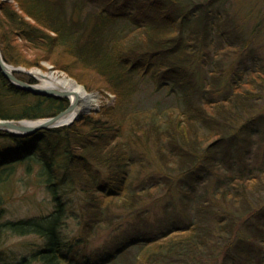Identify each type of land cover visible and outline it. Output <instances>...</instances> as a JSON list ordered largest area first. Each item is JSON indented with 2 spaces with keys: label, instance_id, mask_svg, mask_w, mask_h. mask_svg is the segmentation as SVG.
Segmentation results:
<instances>
[{
  "label": "trees",
  "instance_id": "1",
  "mask_svg": "<svg viewBox=\"0 0 264 264\" xmlns=\"http://www.w3.org/2000/svg\"><path fill=\"white\" fill-rule=\"evenodd\" d=\"M220 1L0 0V51L8 64L44 69L45 61L88 90L98 87L116 98L113 105L68 126L24 136L0 132V264L114 261L117 257L108 256L92 262L64 239L67 220L78 210L69 200L78 193L86 196L80 201H85L82 213L89 209L102 215L116 201L128 209L127 248H139L133 264H264V207L254 210L249 197L264 181V169L258 175L239 169L226 183L222 180L226 186L214 196L229 207L221 205L218 215L214 197L202 195L201 202L193 197L197 184L222 168L219 161L232 166V161L244 160L251 153L252 135L264 131V114L236 125L258 101L260 85L264 87L261 71H251L245 82L237 72L231 81L225 79L226 91L216 88L224 78L217 68L208 78L202 75L200 67L207 65L210 51L215 58L221 53L212 47L214 35L226 37L228 44L232 36L241 37V32L224 31L215 23L212 7ZM143 83L156 92L177 93L184 106L129 109ZM216 91L221 93L214 97ZM69 106L67 98L19 89L0 71V120H45ZM21 183L44 188L52 198V212L3 220ZM232 186L235 191L226 188ZM174 190L181 193L185 211L197 219L185 228L155 233L153 227L163 217L149 220V208L139 203L155 194L161 202ZM212 214L218 230L204 224ZM235 227L254 236L244 239ZM31 235L43 240L42 248L28 254L4 248L11 238Z\"/></svg>",
  "mask_w": 264,
  "mask_h": 264
},
{
  "label": "rangeland",
  "instance_id": "2",
  "mask_svg": "<svg viewBox=\"0 0 264 264\" xmlns=\"http://www.w3.org/2000/svg\"><path fill=\"white\" fill-rule=\"evenodd\" d=\"M87 8H91L92 10L93 6L89 5ZM212 11L215 16V23H221L220 26L222 30L227 31L233 29L237 33L241 32V37L236 38L232 36L231 39L233 40L231 41L233 43H229L231 44L229 45L226 37L224 38L223 36L221 40V37L214 35V46L212 47L221 49V53L215 58L214 51H210V58H208L207 65L200 67L202 69V75L208 78L209 71L217 68L222 72L224 78L222 77L220 84L216 88L219 87L220 90L226 91L225 79L231 81L237 72L243 76L242 81L244 82L251 71L259 70L261 74H264V0H222L212 7ZM228 38L230 39V37ZM41 65L44 69L40 67H33L31 69L37 70L44 75L53 72L58 76L67 77L75 81L77 85L83 87L88 93L97 94L99 96L98 102L91 109L84 111L83 116L91 115L101 108L115 103L116 98L111 93L104 92L103 89L100 90L98 87L97 89L88 90L85 85L80 84L66 72L55 69L45 61L42 62ZM21 75L30 78L28 75ZM89 80L92 82L94 79L91 78ZM36 83L44 85L42 79L37 80ZM260 86L262 89L259 90V92L257 91L259 96H257L258 101L254 103V108L250 113L244 114V117L239 118L236 125H241L250 115L258 116L264 114V87L262 85ZM220 93L221 92L216 91L213 96L217 97ZM178 94L180 97L182 96L181 92H178ZM176 95L177 93L168 92L167 89L156 92L149 83H143L139 92L129 104V109L137 111H148L151 109L163 110L168 107L177 106L179 104L178 102L184 106V102L178 100ZM251 147V153L246 155L244 160L232 161V166H230L227 161H219L222 168L220 166L215 170L216 175L211 178L204 177L203 182L197 184V192L195 191L193 193L194 202L199 200L201 202L202 199L200 198L202 195L205 196L208 194V198L214 197V214L218 215L217 210L220 211V208L224 207L228 209L229 205L225 203V201H222V199L214 196V193L215 191L219 192V189L223 190L226 185H221L223 182L222 180H224L223 184L226 183L225 179L229 176L236 175L237 172L240 173L239 169H244L245 172L248 173V168H250L254 175H258L264 169L263 130H259V132L252 135ZM150 154L151 157H153L152 159L156 161L157 156L154 149L153 153L150 152ZM146 166H148V162H146ZM146 171L150 172V169L148 168ZM205 188L208 192H206ZM226 188L230 191H235L233 186ZM156 196H159V194L145 197L139 203V207L149 208V220L154 222L156 219L163 217L162 220L155 223L153 227L155 233L167 231L174 227L185 228L192 220L197 219L195 213L189 212L188 210L185 211L181 202L182 195L177 192V190H174L172 194L164 195V200L161 202H157ZM15 197L16 198L12 202L7 204V212L3 220H19L34 216L40 217L43 215L42 213H51L54 208L51 196L39 185L31 184L30 186H24V184L21 183L16 188ZM85 197L83 193L71 196L69 201H71L73 206H76L78 210L67 220L68 224L64 230V239L76 245L79 253L81 252L87 258H92V262L100 261L102 258L105 259L111 256L117 258L105 264H133L136 256L139 254V248L133 247L129 250L127 248L128 209L124 210L123 204L120 203V201H116L118 203L111 204L109 209L105 210V213L102 215L95 214V212L89 209H86L85 212L82 213L83 211H79V209L80 205H83L85 202L83 201ZM249 197L251 204L255 205L254 210L264 207V181L256 186L254 193L249 195ZM81 198H83L82 202H80ZM217 201H219V204H217ZM165 203H167V209L164 208ZM230 205V209L236 211L233 205ZM214 214H212V217L208 216L204 224L210 229L214 228V230H218L217 225H215ZM261 225H264V220ZM235 228V232L237 233L238 227ZM255 228L256 227H254L253 230H255ZM238 233H240L241 237L244 239L249 237V235L254 236L253 233L247 229H243ZM132 235L134 238L137 237L135 236L136 234ZM82 238L87 239V243H83ZM253 240H255V243L259 241L258 238L255 239L254 237ZM43 244V240L37 235H31L11 238L9 241L5 242L4 248L16 251L19 254H23L24 252V254H28L30 251L38 250L40 246L42 248ZM207 252L208 251H205L203 254ZM204 258L206 259L207 257ZM34 264L40 263L35 262Z\"/></svg>",
  "mask_w": 264,
  "mask_h": 264
},
{
  "label": "water",
  "instance_id": "3",
  "mask_svg": "<svg viewBox=\"0 0 264 264\" xmlns=\"http://www.w3.org/2000/svg\"><path fill=\"white\" fill-rule=\"evenodd\" d=\"M12 1V0H8ZM0 71L1 74L14 86L27 91L33 95L37 96H47V97H57V98H67L70 100V106L59 115L39 121H28V120H0V132H9L14 135H30L41 130L53 129L64 127L72 124L75 120H79L83 117L82 113L77 112L79 108L78 97L76 96L74 100H71L72 93L67 90H63L54 86H45L38 83H31L23 81L17 77V74H25L30 76L34 80H40L38 76L40 73L35 74V70L26 69L24 67H15L8 64L2 57L0 51ZM44 75V74H40Z\"/></svg>",
  "mask_w": 264,
  "mask_h": 264
},
{
  "label": "bare ground",
  "instance_id": "4",
  "mask_svg": "<svg viewBox=\"0 0 264 264\" xmlns=\"http://www.w3.org/2000/svg\"><path fill=\"white\" fill-rule=\"evenodd\" d=\"M38 74V71L35 70V74ZM38 76L43 80V84L45 86H54L63 90H67L68 92L72 93L71 100H74L75 97H78V101L80 106L77 110L78 114L86 111L87 109H91L99 99L97 94H90L88 93L83 87L76 84L75 81L68 79L67 77H61L56 75L55 73H48L46 75Z\"/></svg>",
  "mask_w": 264,
  "mask_h": 264
}]
</instances>
